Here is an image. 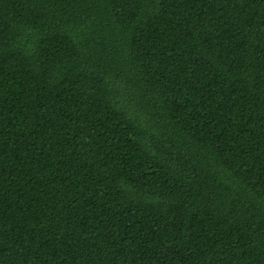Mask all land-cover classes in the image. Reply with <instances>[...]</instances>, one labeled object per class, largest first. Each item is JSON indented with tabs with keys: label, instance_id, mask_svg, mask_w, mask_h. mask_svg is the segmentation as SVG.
Instances as JSON below:
<instances>
[{
	"label": "trees",
	"instance_id": "trees-1",
	"mask_svg": "<svg viewBox=\"0 0 264 264\" xmlns=\"http://www.w3.org/2000/svg\"><path fill=\"white\" fill-rule=\"evenodd\" d=\"M0 264H264V0H0Z\"/></svg>",
	"mask_w": 264,
	"mask_h": 264
}]
</instances>
